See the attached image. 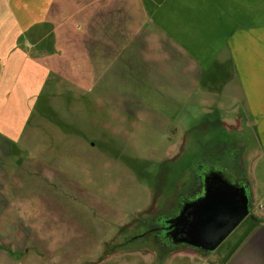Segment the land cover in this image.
I'll return each instance as SVG.
<instances>
[{"label": "rangeland", "instance_id": "obj_1", "mask_svg": "<svg viewBox=\"0 0 264 264\" xmlns=\"http://www.w3.org/2000/svg\"><path fill=\"white\" fill-rule=\"evenodd\" d=\"M140 1L64 0L52 20L64 36L52 55L47 22L8 41L31 67L19 58L0 65V264H227L241 226L206 257L165 253L142 235L177 213L199 166L229 158L248 177L253 206H264V153L233 101L251 88L264 94V38L174 37L205 72L181 111L165 116L160 95L137 82L134 47L122 52L119 33L104 37L121 11L125 32L135 34ZM88 23L101 29L87 37ZM11 55L0 52V64ZM104 249L110 256L100 261Z\"/></svg>", "mask_w": 264, "mask_h": 264}, {"label": "crops", "instance_id": "obj_2", "mask_svg": "<svg viewBox=\"0 0 264 264\" xmlns=\"http://www.w3.org/2000/svg\"><path fill=\"white\" fill-rule=\"evenodd\" d=\"M63 3L64 0H0V52L13 54L11 57H7L4 64H0L2 68H8V64L16 61L17 58L23 63L27 61L24 64L20 62L21 67H25L26 64L29 68L31 67V58L28 55L24 56L27 53L17 52L14 44L8 45V41L15 34L23 33L36 22H47L52 27L51 30L55 37L54 50L50 55L58 51L57 45L60 43L58 38L63 37L64 34L60 35L62 32L56 31L52 20L55 19L54 15H57L58 12L55 7L60 5L62 8ZM140 3L142 23L140 28L134 32L135 34L125 32L127 29L125 27L126 13L119 12L117 14H121L118 24H104V37L108 34L107 31H113L119 33L118 44L122 47L120 51L127 53L130 51L129 45L134 47V50L131 51L136 54V61L132 63L135 64L137 82H140V85H144V82L148 83V86H152L154 92L160 95L157 100L162 101L161 111L165 116H173L181 111L183 102L193 94L205 72L200 64L188 59L187 51L173 39L174 37L210 35L264 38V0H150V12L145 5L148 4V1L144 3L141 0ZM111 14L112 12L104 16ZM226 14H229L230 18H227ZM89 22L91 23L92 20L90 19ZM92 26L93 29H98V27L101 29V26L94 24ZM93 29H89V36ZM186 30H191V32H183ZM209 30L211 32H206ZM151 35L153 38L148 44L146 38ZM108 36H111L109 38L114 37L109 34ZM1 37L6 38L7 41ZM155 37H158L159 40H156ZM109 38L104 46L112 43ZM22 58L25 59L22 60ZM130 62L126 61L125 63ZM145 71H147L146 76L149 77L147 81L143 80ZM238 74L240 75V72ZM239 77L237 75V81ZM157 79L161 83L155 84ZM156 85L158 88L155 87ZM236 87L239 89L238 85ZM2 89L6 100L9 88L6 86L5 91L4 87ZM238 89L237 92H239ZM233 101L238 106H242V112L239 111L237 117L247 118L244 123L249 129L252 139L257 142V148L261 150L260 153L263 154L264 119L258 125L256 119L255 121L253 119L255 117L264 118V94L256 93L255 89L251 88L248 97L238 96ZM245 102L246 105L243 104ZM142 109L145 110L144 107L139 108V110ZM154 114L159 116L160 113ZM154 114L152 113V115ZM237 120L234 121L236 125L239 122ZM256 131L262 134L258 136ZM247 227H250L248 233L241 234L238 238L237 246L229 255L227 264H264V218H261L257 224H247Z\"/></svg>", "mask_w": 264, "mask_h": 264}, {"label": "water", "instance_id": "obj_3", "mask_svg": "<svg viewBox=\"0 0 264 264\" xmlns=\"http://www.w3.org/2000/svg\"><path fill=\"white\" fill-rule=\"evenodd\" d=\"M251 208L243 187L216 170L202 177L195 199L184 200L166 224L174 244L185 245L191 254L198 251L207 255L238 228Z\"/></svg>", "mask_w": 264, "mask_h": 264}, {"label": "flooded vegetation", "instance_id": "obj_4", "mask_svg": "<svg viewBox=\"0 0 264 264\" xmlns=\"http://www.w3.org/2000/svg\"><path fill=\"white\" fill-rule=\"evenodd\" d=\"M219 164L220 165H217L218 166L217 168L215 165H212V166L211 165H209V166L205 165L206 166L205 168L202 166H199V168L196 171V175H195L196 179L194 181V188H192V190H191L192 192L189 195H187L185 200L195 199V197L198 195L199 188L201 185V179L204 175H206L212 171H216V170L219 171L220 170L226 179H229V181L236 183L239 186L243 187L244 192L247 196V199L249 200V202L252 203V201H253L252 185L250 184L249 179H248V177H246L245 173L241 171L239 164H237V162L235 163V161H233L231 158L228 159L227 163L221 162ZM255 206H253V204H252L250 214L254 213ZM250 214H249V216H250ZM174 216H175V214L172 217H174ZM172 217H170V218H172ZM170 218L164 219L160 224L154 226L148 232L144 233L142 236L146 237L148 235H151L152 238L156 242L157 248L159 250L162 249L163 251H165V253L171 252V251L173 253L187 251L188 248L185 245H178V244L173 243L174 239L170 235L171 234L170 227L168 224H166V221L169 220ZM158 221H159V219H158ZM244 221L238 226V227H240V226L242 227V232H241L242 234H245V231L248 228L246 221L245 222ZM236 242H237V240L235 241V243ZM114 253H116V252H114ZM157 253H158L157 250L156 251L151 250L150 252H148V254H153L152 256L154 257V259H157V257H159V258L163 257L162 255L157 254ZM194 254H196L198 257H201V256L205 257V256L209 255V254H207V255L202 254L198 251H195Z\"/></svg>", "mask_w": 264, "mask_h": 264}, {"label": "trees", "instance_id": "obj_5", "mask_svg": "<svg viewBox=\"0 0 264 264\" xmlns=\"http://www.w3.org/2000/svg\"><path fill=\"white\" fill-rule=\"evenodd\" d=\"M121 13H122V11H121ZM89 29H90L89 25L85 27V30H87V34H86L87 37H89ZM145 29H147V27H145ZM84 35H85V33H84ZM245 221H246L247 224H250V223H251V224L254 225V224H257V223L260 221V218H258V217L255 216L254 214H250V216H249ZM245 221H244V222H245ZM249 229H250V227H248V228L246 229V231H245L246 234L248 233ZM236 246H237V243L234 244V245L231 247L230 252H229L228 255L231 254V251H233L234 248H236ZM104 252H105V255L103 256V258H102L100 261H102L103 259H106L107 257L110 256V255H107L105 249H104ZM205 257H206V256H205Z\"/></svg>", "mask_w": 264, "mask_h": 264}, {"label": "built area", "instance_id": "obj_6", "mask_svg": "<svg viewBox=\"0 0 264 264\" xmlns=\"http://www.w3.org/2000/svg\"><path fill=\"white\" fill-rule=\"evenodd\" d=\"M256 207L259 212L264 213V207L262 205L258 204Z\"/></svg>", "mask_w": 264, "mask_h": 264}]
</instances>
